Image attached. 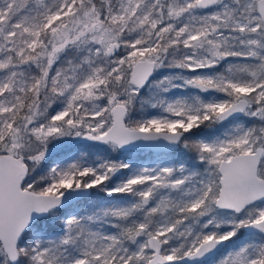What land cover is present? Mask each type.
<instances>
[{"label": "snow or ice", "instance_id": "1", "mask_svg": "<svg viewBox=\"0 0 264 264\" xmlns=\"http://www.w3.org/2000/svg\"><path fill=\"white\" fill-rule=\"evenodd\" d=\"M0 264H264V0H0Z\"/></svg>", "mask_w": 264, "mask_h": 264}, {"label": "rangeland", "instance_id": "2", "mask_svg": "<svg viewBox=\"0 0 264 264\" xmlns=\"http://www.w3.org/2000/svg\"><path fill=\"white\" fill-rule=\"evenodd\" d=\"M86 145L87 143H84V142L74 143L71 146H67L66 149L69 151V153L77 152V151H87L88 149ZM137 158L139 162L144 163V164H149L157 160V157L155 154H150L148 152H143V153L138 154Z\"/></svg>", "mask_w": 264, "mask_h": 264}, {"label": "trees", "instance_id": "3", "mask_svg": "<svg viewBox=\"0 0 264 264\" xmlns=\"http://www.w3.org/2000/svg\"><path fill=\"white\" fill-rule=\"evenodd\" d=\"M74 143H80V142H77V141H69L68 144L66 145V147H67V146H71V145L74 144Z\"/></svg>", "mask_w": 264, "mask_h": 264}, {"label": "water", "instance_id": "4", "mask_svg": "<svg viewBox=\"0 0 264 264\" xmlns=\"http://www.w3.org/2000/svg\"><path fill=\"white\" fill-rule=\"evenodd\" d=\"M84 143H88V142H84Z\"/></svg>", "mask_w": 264, "mask_h": 264}]
</instances>
